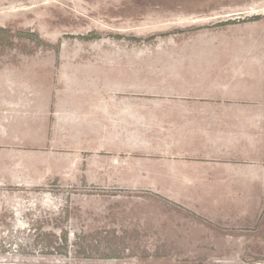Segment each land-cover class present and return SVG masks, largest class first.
Here are the masks:
<instances>
[{
    "label": "crops",
    "instance_id": "obj_1",
    "mask_svg": "<svg viewBox=\"0 0 264 264\" xmlns=\"http://www.w3.org/2000/svg\"><path fill=\"white\" fill-rule=\"evenodd\" d=\"M188 37L171 61L62 67L49 85L0 77V135L9 142L0 147L19 148L0 160V185L155 181L166 196L202 198L206 223L222 229L231 226L213 212L253 211L219 198L264 189V24L208 30L199 46L218 48V59H189Z\"/></svg>",
    "mask_w": 264,
    "mask_h": 264
},
{
    "label": "rangeland",
    "instance_id": "obj_2",
    "mask_svg": "<svg viewBox=\"0 0 264 264\" xmlns=\"http://www.w3.org/2000/svg\"><path fill=\"white\" fill-rule=\"evenodd\" d=\"M250 22L264 24V0H0V77L49 85L62 67L171 61L190 35L189 59H218L199 46L204 34ZM16 149L0 147V160ZM157 187L0 185V264H264V189L219 198L253 208L210 214L231 226L222 229L206 223L202 198Z\"/></svg>",
    "mask_w": 264,
    "mask_h": 264
}]
</instances>
